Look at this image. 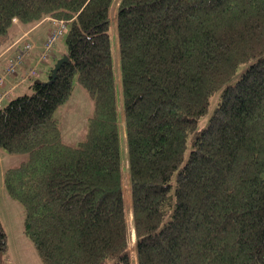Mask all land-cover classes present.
<instances>
[{
  "label": "trees",
  "instance_id": "16d2710c",
  "mask_svg": "<svg viewBox=\"0 0 264 264\" xmlns=\"http://www.w3.org/2000/svg\"><path fill=\"white\" fill-rule=\"evenodd\" d=\"M116 1L120 110L115 0H0L5 46L14 18L68 24L69 59L0 108V148L28 155L4 173L25 232L44 264H264V0ZM75 76L95 110L72 145L55 111Z\"/></svg>",
  "mask_w": 264,
  "mask_h": 264
},
{
  "label": "rangeland",
  "instance_id": "374dc122",
  "mask_svg": "<svg viewBox=\"0 0 264 264\" xmlns=\"http://www.w3.org/2000/svg\"><path fill=\"white\" fill-rule=\"evenodd\" d=\"M117 1L113 3L111 7V33H112V48H113V61H114V71L117 86V96L119 110L122 109V92H121V75L119 68V40H118V30H117ZM47 23H43L33 31L29 33L27 37L23 39L20 43L23 48V42L30 41L35 44V47L30 53L35 55L36 52H43L45 47L43 45V40L41 36H45V27ZM14 24L10 29L12 34L16 32ZM66 35V34H65ZM46 38V37H45ZM3 46V47H1ZM0 47L4 48L5 44L0 41ZM67 44L65 36L59 38L54 48L48 53L49 61L39 60L38 57H28L26 59V65L22 71L30 69L29 63L32 66L37 65L38 75L28 79L20 84H17L15 93L9 98L5 96L2 101V105L5 106L10 102V100L18 95L32 93L31 85L35 80H49L50 71L53 69L56 62L66 55ZM28 55V54H27ZM56 60V61H55ZM3 62V58L0 59V63ZM247 68V64L241 66L238 72L231 79L234 82L239 78L240 74ZM22 76V73H21ZM15 78L10 84L19 83V79ZM8 78V77H7ZM7 79V83H8ZM220 92L213 94L211 96V103L208 112L201 116L198 122V127L196 132H200L203 128L208 125L209 118L217 105ZM95 110L94 99L89 94V92L82 86L77 76H75L73 81V89L68 99L63 102L55 111V117L60 123V128L62 132L63 139L66 143L75 145L79 141L85 138L88 128V119L93 115ZM190 142V140H189ZM122 146V156L123 163L127 159L126 142L125 138L121 137ZM188 154V151H187ZM27 154H10L0 148V219L7 233L8 249H9V264H44L42 258L34 246L32 239L25 232V208L21 201L11 196L5 185L4 173L9 166H16L22 162V160L27 159ZM127 162H125L126 164ZM126 166V165H125ZM123 180L127 189H125V200L127 206L130 204V190L128 186L127 172L123 170ZM132 216L129 213V247L131 249V255L133 261L135 260V232L131 224Z\"/></svg>",
  "mask_w": 264,
  "mask_h": 264
},
{
  "label": "built area",
  "instance_id": "2783aa9c",
  "mask_svg": "<svg viewBox=\"0 0 264 264\" xmlns=\"http://www.w3.org/2000/svg\"><path fill=\"white\" fill-rule=\"evenodd\" d=\"M52 21H53L54 26L50 30L46 40L43 43L45 50L41 52V55H40L41 60H46L48 58V53L54 48L56 41L59 38L63 37L68 31V24L65 20L53 18ZM27 36L28 34L26 33L20 40L23 41V39ZM20 40L16 41L14 45H18ZM34 47H35V44L31 43L30 41H25L23 42L22 52L21 53L18 52L16 55L9 58L8 63L5 67V72L0 76V108L2 107L3 98H5V96H9L14 93L13 91H14L15 85L8 87L7 77L9 75H16L19 72L21 65L24 62L25 55L29 54ZM37 75H38L37 68L31 67L30 69L22 71V76L20 78V81L24 82Z\"/></svg>",
  "mask_w": 264,
  "mask_h": 264
},
{
  "label": "crops",
  "instance_id": "0c3cea01",
  "mask_svg": "<svg viewBox=\"0 0 264 264\" xmlns=\"http://www.w3.org/2000/svg\"><path fill=\"white\" fill-rule=\"evenodd\" d=\"M52 19H53V17H46V18H44L43 20H41V21H38V22H36V23H34V24H29V25H27V24H24V23H22V22H20V21H15L14 22V28H15V30H16V32L15 33H13L12 32V41H11V43L8 45V46H5L4 48H1V47H3V46H1L0 47V59H2L3 58V62H1L0 63V76L5 72V67H6V65H7V63H8V60H9V58H11V57H13L14 55H16L18 52H22V46H21V38L27 33L28 35H29V33L31 32V31H33L35 28H37L38 26H40L41 24H43V23H47V25H46V27H45V36H41V38H42V40L43 41H45L46 40V38H47V36H48V34H49V32H50V30L53 28V26H54V24H53V21H52ZM46 37V38H45ZM18 40H20L19 41V43H18V45H14V43L16 42V41H18ZM44 43V42H43ZM20 45V46H19ZM67 53V52H66ZM35 55H36V57H38L39 58V60L41 61V59H40V55H41V52L39 53V52H36L35 53ZM35 55H33L32 53H29L28 55H25V57H24V62H23V64L21 65V68L23 69V68H25V67H27V65L25 64L26 62V59L28 58V57H33V56H35ZM44 61H49V58H47L46 60H44ZM56 61V60H55ZM37 65L38 64H36L35 66H32L31 65V63H29V66L30 67H36L37 68ZM20 68V70H19V72L16 74V75H9L8 76V78L7 79H9L8 80V83H7V86L8 87H10V86H14V93H15V90H16V88H17V84H20V83H22L21 81H20V79H19V83H15V84H10L11 83V81L13 80V79H15V78H19L20 76H21V73H22V69ZM6 86V87H7ZM13 93V94H14ZM12 94V95H13ZM12 95H9L8 97L9 98H11V96ZM3 106V105H2Z\"/></svg>",
  "mask_w": 264,
  "mask_h": 264
},
{
  "label": "water",
  "instance_id": "95a60500",
  "mask_svg": "<svg viewBox=\"0 0 264 264\" xmlns=\"http://www.w3.org/2000/svg\"><path fill=\"white\" fill-rule=\"evenodd\" d=\"M69 59L68 55L66 54L65 56H63L61 59H59L56 64L53 67V76L56 75L57 71L59 70V68L62 66V64L64 62H66Z\"/></svg>",
  "mask_w": 264,
  "mask_h": 264
},
{
  "label": "bare ground",
  "instance_id": "6f19581e",
  "mask_svg": "<svg viewBox=\"0 0 264 264\" xmlns=\"http://www.w3.org/2000/svg\"><path fill=\"white\" fill-rule=\"evenodd\" d=\"M15 21H18L17 18H14Z\"/></svg>",
  "mask_w": 264,
  "mask_h": 264
}]
</instances>
